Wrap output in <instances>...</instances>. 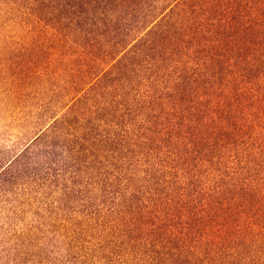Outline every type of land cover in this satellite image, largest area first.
Wrapping results in <instances>:
<instances>
[{
	"label": "trees",
	"instance_id": "16d2710c",
	"mask_svg": "<svg viewBox=\"0 0 264 264\" xmlns=\"http://www.w3.org/2000/svg\"><path fill=\"white\" fill-rule=\"evenodd\" d=\"M49 3L80 51L47 176L93 191L124 264H264V0Z\"/></svg>",
	"mask_w": 264,
	"mask_h": 264
},
{
	"label": "rangeland",
	"instance_id": "374dc122",
	"mask_svg": "<svg viewBox=\"0 0 264 264\" xmlns=\"http://www.w3.org/2000/svg\"><path fill=\"white\" fill-rule=\"evenodd\" d=\"M49 2L0 0V264H124L105 211L85 206L93 191L79 195L68 174L47 176L49 155L70 154L72 136L54 121L70 106L80 51L59 40ZM82 176H94L90 190L100 185L91 169Z\"/></svg>",
	"mask_w": 264,
	"mask_h": 264
}]
</instances>
